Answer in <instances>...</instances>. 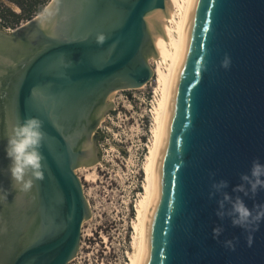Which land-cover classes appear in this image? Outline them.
Returning <instances> with one entry per match:
<instances>
[{"label": "water", "instance_id": "1", "mask_svg": "<svg viewBox=\"0 0 264 264\" xmlns=\"http://www.w3.org/2000/svg\"><path fill=\"white\" fill-rule=\"evenodd\" d=\"M166 4L51 0L10 33L0 23V193L8 194L0 264L76 258L91 211L75 171L101 161L109 96L153 79ZM33 117L45 133L43 179L23 193L5 147L11 128ZM257 160L264 164V0H194L166 96L140 264H264V222L247 232L217 216L224 193L264 205V190L233 191ZM221 180L228 187L216 191Z\"/></svg>", "mask_w": 264, "mask_h": 264}, {"label": "rangeland", "instance_id": "2", "mask_svg": "<svg viewBox=\"0 0 264 264\" xmlns=\"http://www.w3.org/2000/svg\"><path fill=\"white\" fill-rule=\"evenodd\" d=\"M15 8L0 0V11L15 13ZM157 64L163 63L159 60ZM154 89L158 90L155 84L142 91L119 92L112 102L113 110L99 125L97 134L105 137L103 142L97 141L101 153V161L96 163L101 167L97 183L82 181L93 214L82 227L81 246L70 264H122L126 252L133 253L134 207L144 182L139 170L141 154L152 144L153 123L146 119V105ZM79 177L83 178L84 172ZM137 191L141 194L136 196Z\"/></svg>", "mask_w": 264, "mask_h": 264}, {"label": "bare ground", "instance_id": "3", "mask_svg": "<svg viewBox=\"0 0 264 264\" xmlns=\"http://www.w3.org/2000/svg\"><path fill=\"white\" fill-rule=\"evenodd\" d=\"M193 1L194 0H169L171 7L168 4L165 5V11L169 15L170 20H162L166 27L156 39V52L158 59H149V65L153 71L152 81L153 85L155 84L158 89L156 90L158 97L157 103L154 105L152 111V144L145 148L147 151L146 159L143 167L141 168L144 179V183L142 185L143 193L140 195V198L134 207L135 218L134 222L132 223L133 234L131 243L133 253L128 256V264H140L141 261L146 219L154 188L155 164L160 143L164 106L170 81L181 51L186 24ZM16 11L17 9L15 8V12ZM159 60L163 64H156V66L153 67L152 63H157ZM162 65H165L166 69H163ZM146 87L147 85L138 88L135 91L145 90ZM118 93L119 91H115L109 96L108 104L113 102ZM99 168H101L100 164H95L88 168H78L75 173L79 177V173L84 172V177H79V179L81 181L84 180L85 183L96 184L97 172ZM85 197L88 202L91 214H93V207L90 205V202L87 198L88 196L86 194ZM86 222H84V224ZM104 240L106 241V238Z\"/></svg>", "mask_w": 264, "mask_h": 264}, {"label": "clouds", "instance_id": "4", "mask_svg": "<svg viewBox=\"0 0 264 264\" xmlns=\"http://www.w3.org/2000/svg\"><path fill=\"white\" fill-rule=\"evenodd\" d=\"M103 41V37L99 38ZM45 133L43 132V122L38 118H29L13 126L8 134L5 147L6 158L9 160L8 171L11 180L23 193H29L34 187V180L43 179L42 161L40 152ZM242 183L233 189L234 192L243 193L244 196L255 197L260 190H264V164L258 160L252 163L249 174L240 177ZM213 189L220 191L227 188V181L221 180L212 185ZM7 192L0 193V201L7 199ZM212 195V194H210ZM225 202L231 204V210L225 212ZM220 211L217 216L221 219L228 215L233 227L241 228L247 232L258 231L260 224L264 222V205H254L249 208L241 197L234 200L228 193H224V199L219 203ZM222 233L221 228L213 229L214 238H218ZM253 238L248 237V245L251 246ZM226 245L233 248L232 241H226Z\"/></svg>", "mask_w": 264, "mask_h": 264}, {"label": "trees", "instance_id": "5", "mask_svg": "<svg viewBox=\"0 0 264 264\" xmlns=\"http://www.w3.org/2000/svg\"><path fill=\"white\" fill-rule=\"evenodd\" d=\"M13 4L20 10V14L12 12L10 9L0 11L3 18L2 26L14 28L22 23H26L36 16L42 14L51 0H5Z\"/></svg>", "mask_w": 264, "mask_h": 264}, {"label": "built area", "instance_id": "6", "mask_svg": "<svg viewBox=\"0 0 264 264\" xmlns=\"http://www.w3.org/2000/svg\"><path fill=\"white\" fill-rule=\"evenodd\" d=\"M16 9H17V11L15 12L16 14H20V10L16 7ZM0 23H1V25H2V19L0 18ZM21 25H23V24H20V26ZM16 28H18V26H15L14 28H12V27H8V26H2V30L4 31V32H6V33H10L11 31H13V30H15ZM156 62H154V63H152V66L153 67H155L156 66ZM153 80V79H152ZM150 81L148 84H147V87L146 88H148V87H151L152 85H153V81ZM157 97H158V94H157V92H156V90L154 89V92L152 93V95H150L149 96V98H148V104L146 105V111H147V117H146V119H147V121L148 120H150V121H152V111H153V107H154V105L157 103ZM147 147V145L145 146V148ZM143 149V152H142V154H141V167H140V172H141V168L143 167V164H144V162H145V159H146V153H147V151H146V149ZM144 183V182H143ZM143 183H142V185H143ZM142 188V187H141ZM138 190H140V189H138ZM141 193L139 192V191H137V194H136V196L137 195H140ZM134 210H135V208H134ZM133 231V230H132ZM133 234V233H132ZM130 254L128 253V252H126V254H125V257L123 258V262H122V264H128V262H129V258H128V256H129Z\"/></svg>", "mask_w": 264, "mask_h": 264}]
</instances>
